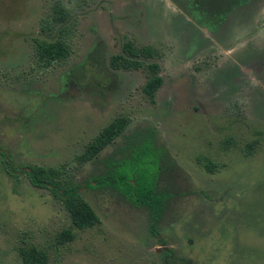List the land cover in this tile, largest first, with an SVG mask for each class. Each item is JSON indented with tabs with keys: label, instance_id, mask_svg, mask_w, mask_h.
<instances>
[{
	"label": "rangeland",
	"instance_id": "1",
	"mask_svg": "<svg viewBox=\"0 0 264 264\" xmlns=\"http://www.w3.org/2000/svg\"><path fill=\"white\" fill-rule=\"evenodd\" d=\"M58 5L69 18L54 27ZM62 29L71 56L45 67L36 42ZM126 44L159 53L154 102L147 70L110 66ZM118 118L125 137L86 160ZM147 128L175 193L158 236L144 208L86 185ZM0 150L14 174L0 155V264L30 246L49 264H264V0H0ZM33 167L79 186L100 223L76 228Z\"/></svg>",
	"mask_w": 264,
	"mask_h": 264
},
{
	"label": "trees",
	"instance_id": "2",
	"mask_svg": "<svg viewBox=\"0 0 264 264\" xmlns=\"http://www.w3.org/2000/svg\"><path fill=\"white\" fill-rule=\"evenodd\" d=\"M54 15V27L62 26L69 18L66 7L62 5L55 8ZM65 33L66 30L62 29L58 39L54 42L40 40L36 42V55L43 66L48 67L54 62L66 61L71 56ZM124 50L125 55H115L111 58V68L125 71L147 70L149 79L143 92L149 100L154 102L157 91L163 85V78L160 74L161 67L159 63L155 62L159 57L158 51L153 47L140 48L133 44H126ZM148 61L153 62L148 63ZM128 122V119L118 118L106 128L90 146L89 153L85 157L86 160L92 161L101 151L115 143L118 138L125 137L124 133ZM142 131L135 133L134 138L130 139L131 144L127 146L130 156L121 158L114 163L116 167L113 168V171L101 176H94L87 181L86 185L90 189L111 187L134 205L144 208L150 218L149 231L153 236H158L159 222L165 215L170 200L175 197V193L170 192L171 190L165 186L168 180L165 179L159 163L163 150H154L155 129L147 128L144 129V132ZM0 155L4 157L9 174L14 175L11 172L12 163L7 153L0 150ZM25 172L35 188L48 189L62 199L76 228L86 230L100 223L93 208L81 197L79 186L67 188L64 183L58 180L55 171H47L40 167H33ZM106 183L107 185L101 186ZM70 237L71 235L67 234L66 238ZM160 243L162 246L167 245L163 239L160 240ZM20 253L23 264H49L47 253L39 250L36 246L23 248Z\"/></svg>",
	"mask_w": 264,
	"mask_h": 264
},
{
	"label": "flooded vegetation",
	"instance_id": "3",
	"mask_svg": "<svg viewBox=\"0 0 264 264\" xmlns=\"http://www.w3.org/2000/svg\"><path fill=\"white\" fill-rule=\"evenodd\" d=\"M8 155V154H7ZM167 246V245H166Z\"/></svg>",
	"mask_w": 264,
	"mask_h": 264
}]
</instances>
